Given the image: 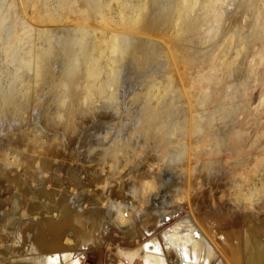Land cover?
Here are the masks:
<instances>
[{
	"label": "rangeland",
	"instance_id": "rangeland-1",
	"mask_svg": "<svg viewBox=\"0 0 264 264\" xmlns=\"http://www.w3.org/2000/svg\"><path fill=\"white\" fill-rule=\"evenodd\" d=\"M61 1L62 0H30L31 9L28 13H26L14 3V0H0V92H2L5 101L11 100L12 92L15 88L14 86L16 85V78L19 74L18 61H21L20 59L24 56L23 50L20 48L21 46H19L20 44L16 40V36L25 28H28V30L40 29L41 27L39 26L37 20L38 14H41L46 10L55 14L57 16V22L49 25V29L46 27L44 28L46 30H56V34L61 38L66 39L71 37V27H73L76 18L74 14L71 16L64 15L61 8ZM168 1L175 5L181 4V0ZM193 1L197 2L196 8L194 7L195 11L193 16H198L200 23L205 22V28H203L204 32H202L201 28L200 34L194 35L188 38V40H185L179 36V31L170 25L162 31H152V36L151 32H149L150 36H147L148 32H144L143 28V30L140 29L138 31L139 34L132 33L131 31L129 32L125 25L137 10L139 0H100L102 9H100L99 12L101 13L97 14V21L95 20V22H92L91 28H88L93 39H100V37H108L109 39L112 33H117L122 36L131 33L133 36L136 35L135 37L138 39H144L143 35H145V39L148 38L147 40L150 41L148 42V45L151 44L149 46H152L150 50L148 48L149 46L145 49L140 45L134 47L126 63L130 61L135 63L136 71L139 77L135 81H129V87L128 85L126 87L130 89L126 90L124 87L121 88L122 90L120 89L121 95H119L115 103H98V105L95 103L96 105H94L90 102L88 106L85 103H81V105H83L82 107H84L83 109L80 107L81 105H75V101L78 100L75 95L77 98L79 96L78 94H75L74 91V93H72L73 96L70 95L68 98L69 101L67 100V104L68 102L69 104L66 106L67 109L65 113H62L61 109H59L60 105L56 102H60L61 100H57L58 97H60V93L58 92L61 91L60 87L64 83L63 73L68 67V62H66V55L64 56L65 53L62 49L57 48L56 53H54V59L51 60L50 64L51 70H53L51 71V82L46 86L45 84L42 85L43 88L45 86L43 91L41 90L42 86L40 85V89L38 88V92H40V94L38 93L35 95L34 97L36 98L31 97L33 102L30 101L29 103L32 105L30 106L28 103L26 108L25 106L23 107V105L21 108V105L18 107L11 106L9 102V105L5 104V107H2L3 111L5 110L3 113H6L5 115L2 114L3 117L1 116V118H3V123H0V125H3L2 127L0 126V129L2 130L0 131V138L3 137V143L0 145V202H2L0 214H9L13 212L16 206L20 203L23 205L22 207L27 209L31 208L27 205L29 203L32 205L31 203H34V201V204L38 201L40 204H43L45 201L47 205L54 204L53 206L55 212H59L60 203L61 207L62 205H65L64 207H68V210L71 209L69 207L74 206L72 209L76 207V210H74V212L73 210H70L73 212V214L71 213L72 215H74V213L80 214L79 212L82 211L81 209L83 207L88 210H96V212L99 210L98 213H87V211L83 208V214L81 213L83 217L79 216L83 220L84 216L87 214L84 218L86 223L92 219L96 220L97 216H100V218L103 216V218L100 219V223H104L103 225L100 224L101 227L98 226L97 228V224H99L97 220L87 223L90 227H88V225L83 221L82 224L85 223L87 225H84L85 229L87 227L86 231L84 229V232L82 228L83 225L81 224L82 220L79 218L81 221H79L81 224H79L80 227L77 225L75 226L74 223L76 219L73 218L74 221L69 220V218H72V215L69 212L70 215L67 219L65 218V221H69H67L68 223L64 222L68 225L69 223H72L75 227L72 224V226H65L66 224L63 222L64 226L62 228H66V232L63 229L60 230L61 234L63 232L66 233V237H69L70 239L72 237L74 242L72 241L71 244L76 245L82 242H75L79 239L81 240V238H83V241H85L86 244L88 238L84 237V235L89 237L95 232V230L97 232L100 227L97 234L96 232V235L93 234L96 237L98 236V238H96L97 240L94 239V236L90 237V244L88 242L86 244V248L88 247L87 249H84L85 244L83 242V250L86 251V256L84 257L85 264H108L112 261L111 258L114 260V257L117 256L116 249L118 247L133 246L138 241L144 240V234L145 237H147L153 232H157L164 226L169 225V223H173L182 217L191 218V220L198 223L199 228L201 226L200 229H202L201 231L206 235V237L208 236V239H212L211 241H214L213 243L217 244L218 249H220L219 254L223 259V264H244L248 253L246 245L249 244L250 240L252 239L251 241L255 244H261L264 242V210L260 212L259 210L253 211V209L250 208H248L247 211L246 209L242 210L238 206L236 207L234 202L230 200L233 189L230 188L231 186L229 185L230 181L228 178L226 180L229 181V184L227 185L228 181H226L224 186L225 177L228 173L218 172L221 168V162L223 160H221V151H219L221 153L217 152L220 157L217 156L216 152H213L216 154L214 155L210 153L211 151H206L204 153V157L202 158L205 160H201V162H203L202 165L200 164L201 162L198 163L201 168L198 167V164H195V162L193 163L192 161V166L189 165V167H185L180 170L183 175L185 174L182 178V173H178L177 171L181 169V167L175 166L176 171H171L172 168H175L169 166V164L163 160L161 161V158L159 159V153L156 152V148L154 149L151 144L150 146L153 148L147 144L146 149H144V141L141 144L140 142L142 140L138 138V140H140L138 141L135 139L136 148L133 150L134 145L130 142L131 138L129 137V133L132 132L131 129H133V126L136 125L141 117V109L144 108V102H146L145 97L147 89L145 85L158 77L159 78L157 80H172L176 86V90L170 94L168 100L164 101L160 106L162 110L167 111L166 117L168 123L170 125H176L178 122V124L184 125L192 122L191 116H193V113L191 111V99L189 100L188 96L190 95L189 92L193 89V82L187 84V76L189 74L188 71H192L189 53L191 51H201L204 49L206 47L205 41H207V38H209L211 42H215L211 48H215L214 52L217 55L225 52L226 56L224 60L228 63L236 61L239 62L242 61L241 59L258 60L260 57H264V55H259V53H264V38L257 32L260 28H264V0ZM10 14L22 15V25L23 21H25L24 25L26 24L27 27L23 25L21 28H17V21H15L17 19H15V17L11 18L9 16ZM216 19H221L223 21L221 26L222 29L220 31V25L214 23ZM187 22L190 21L188 20ZM255 24H258L256 28L254 26ZM26 30L27 29H25V31ZM205 30L208 31L205 32ZM102 33L106 34L103 35ZM44 43V41H41L40 44L38 43L41 49L46 48V46H44L46 44ZM155 44L158 46L156 47ZM158 47L161 50V55L156 54L159 50ZM107 49L109 48L107 47ZM236 50L239 55L234 59V55L232 53ZM104 51L107 50L104 49ZM150 51L152 55L153 51L155 53V57L153 56L154 58L152 59H148L149 57H152L148 54ZM110 52H104L102 56L107 54L105 56L109 57L111 55ZM163 54L172 55L171 60L173 64H171V62L167 63L166 60H164ZM103 59L105 62L106 59ZM147 60L150 62V66H148ZM152 60L155 63L157 62V65L155 64L154 66H151L154 63H151ZM146 66H148V68ZM159 67L162 68L161 73L158 71L160 69ZM157 72L159 74H156ZM151 75H154L155 77ZM20 86L22 87L24 84ZM178 93H182L183 96ZM152 103L154 104V101ZM175 106H182L183 111L186 110L187 112L184 111L183 114L178 113V115H176L175 111L179 112V110H176ZM106 107L109 108L107 109ZM189 107L190 109H188ZM9 108L12 109V111L10 110L13 113L12 115L9 112ZM22 109H25V112H27L25 113L23 110V114ZM59 111L62 113H60L61 115H58ZM15 113L17 115H15ZM186 113L188 114L186 115ZM181 115H183L182 119L179 120ZM185 115L188 119L185 118ZM0 140H2V138ZM127 144H131L132 147L130 148ZM137 145L143 146L139 147ZM125 147L128 149L126 150ZM148 147L155 151H151L152 149L150 150ZM129 149L131 150L129 151ZM221 150L223 151V149ZM126 151L128 152L126 153ZM116 153H118V155ZM210 156L213 158L214 163L211 161L212 158ZM209 160L211 163H208ZM177 173L180 174V177H178L179 179H177ZM147 184H151L150 190L148 191L145 189L146 187L149 188ZM145 185L146 187H144ZM140 188L142 191L143 188L144 191L146 190L145 192H147V194L142 192V196H145L143 198L146 199H143L141 198V195H138L141 193ZM67 189H70L71 191ZM45 191L47 195H51L50 198L47 196L49 201L46 197H43L45 201L42 200V192ZM39 194H41V196ZM135 195H138L139 198ZM65 196L67 198H63ZM258 196L262 195L259 194ZM28 198L29 200H27ZM50 199L52 201H50ZM63 201L68 202L67 205L69 206H67ZM71 201L73 204H71ZM83 201L85 203H83ZM79 203L84 206L81 208ZM86 203L87 205H85ZM145 206H149V209H146ZM262 206L264 207V204H262ZM135 207L137 210H135ZM38 211L40 210L38 209ZM128 213H131V215ZM120 214L125 218L123 222L119 219ZM137 214H139V216H137ZM55 217L58 218V213H55ZM128 217L129 219L131 217L132 222L129 221ZM148 217H157L156 219H158L159 222L157 223L156 228L154 227V230L152 229L151 232H145L144 229H141L142 227L136 228L131 226H136L137 224L135 223L140 221H142L143 224ZM135 218L139 220H136ZM115 219H118L116 220L117 223H114ZM214 220H216V222ZM105 221L109 222L110 225L105 223ZM133 221H135V223ZM79 222L76 223L78 224ZM95 222L97 224H95ZM90 223H93V228ZM140 223H138V225H140ZM129 224L130 227L128 228H131L130 231L127 229ZM105 225L109 226L104 227ZM71 227H73V229ZM77 227L80 229L75 236L72 231ZM67 228H71L70 231L73 235H70V232L68 233ZM234 229H238V231L241 230V232L239 233ZM90 230H92V232ZM113 231H116V234ZM74 232L76 233V231ZM243 232H245L244 235H241ZM248 232L250 236L254 235L252 237L255 238L250 237L248 238L250 240L247 241L246 236H249ZM79 233L82 236L80 235L81 238L79 236L76 239L75 237H77ZM105 233L107 236H105ZM250 233L253 234L251 235ZM227 236L228 238H226ZM236 236L237 240H235ZM240 236L241 238L242 236L246 237L244 239L247 242L244 239H241ZM130 237L132 238L129 240ZM259 238L261 239L259 240ZM224 239H229L228 242L235 244L234 246H236V248L240 247L241 244L242 247H240L241 249L239 248L240 251L242 250L240 252V257L241 260L245 257L244 260L238 262L237 258L234 257L231 251L221 246ZM240 239L242 243L241 241H238ZM219 241L222 242L220 243ZM244 241L247 244H245ZM228 252H230L229 255ZM136 263L138 264V261Z\"/></svg>",
	"mask_w": 264,
	"mask_h": 264
},
{
	"label": "bare ground",
	"instance_id": "bare-ground-1",
	"mask_svg": "<svg viewBox=\"0 0 264 264\" xmlns=\"http://www.w3.org/2000/svg\"><path fill=\"white\" fill-rule=\"evenodd\" d=\"M14 3L18 5L22 11L26 13H28L31 9L30 0H14ZM196 6H197V2H194L193 0H181L180 5L172 4L168 0H139V4L137 5V10L132 15L131 19L126 22L125 26L129 32L131 31L132 33L135 34H139L138 31L143 28L144 32L145 31L148 32V33L146 32L147 36L149 35V32H151V36H152L153 33L152 31L159 32L170 25L179 31V36L182 37V39L188 40V38L200 34L201 28H202V32H204L203 28H205L204 26L205 22L200 23L198 20V16H193ZM61 8L65 16H71L73 14L75 15L76 20L73 24V27H71L72 28L71 37L66 39L61 38L56 34V30L54 29L46 30L44 28L46 27L49 29V25L57 22V16L47 10L37 15V20L39 26L41 27L40 29L28 30V28H25L27 29L25 31L23 27L24 30H22L21 32L22 34L20 33L16 36V40L20 44L18 45L21 46L20 48L23 50L24 56L22 57V59H20L21 61H18L19 74L17 75L16 78V82H15L16 85L14 86L15 88L13 87L14 90L12 92L11 100L5 101L2 92H0V123H3L2 122L3 118H1V116L3 117V115H5L6 113V112L3 113L5 111V110L3 111L5 104L9 105L10 102L11 106L18 107L19 105H21L22 108L23 105V107L25 106L26 108V105L30 101L33 102L32 101L33 99L31 100V97H34L38 93L40 94V92H38V90L40 89V85L42 86L43 84H45L46 86L48 83L51 82V71L53 70H51L50 64H51V60L54 59V55H55L54 53H56L57 48L62 49V51L65 53L64 56L66 55L65 57V59L67 60L66 62H68V64L66 63L68 67L64 72L65 75L63 73L64 83L60 87L61 91L59 90L60 92H58L60 93L61 98L58 97L57 100L58 101L60 99L61 100L60 102H56L58 103V105H60L59 106L60 108L59 107L58 108L61 109L62 113L63 112L65 113L67 109L66 106L69 104V102L67 104V100L69 101L68 98L70 97V95L73 96L72 93H74V91L75 94H78L79 96L77 98V96L75 95L76 99H78V100L75 99L76 100L75 105L77 106L81 105V103L82 104L85 103L88 106L90 102H92L91 104L94 105L96 104L98 105V103H102V104L115 103L119 95H121L120 94L122 90L121 88L124 87V89L126 90L130 89L128 88L129 81L130 82L135 81L139 77L136 71L135 63L132 61L126 63V61L130 57L134 47L140 45L145 49L149 45H151V44L148 45V42L150 41L147 40L148 38L145 39V35L142 34L144 39H140V38L138 39L137 37H135L136 35L133 36V34L131 35V33L124 36L119 35L117 33H112L111 37L109 36L110 37L109 39L108 37H102V38L100 37V39L99 38L93 39L92 34L90 33V30L88 28H91L92 22H95V20L97 21L96 19L97 14L101 13L99 12L100 9H102L100 0H62ZM9 16L11 18L15 17V19H17L15 20L17 21V25H16L17 28L19 27L21 28L24 25L25 21H23V25L21 21L22 15L10 14ZM188 20L190 22H187ZM214 23L220 25L219 27V31H220L222 29L221 26L223 24V21L221 19H216ZM24 26H26V24ZM254 26L256 28L258 24H255ZM207 31L208 30H205V32ZM257 32L258 34L262 35V37L264 38V28H260V30H257ZM206 40H207L205 41L206 47L204 49H202L201 51H191L189 53L191 58L190 65L192 67V71L190 70L188 71L189 74L187 76L188 77L187 84L193 82V89L191 92H189L190 95L188 96L189 100L191 99L190 100L192 107L191 111L193 113L192 114L193 116H191L192 122L184 125L178 124V122L176 125L174 124L170 125L168 123L166 117L167 111L162 110L160 106L164 101L168 100L170 94H172L176 90V86L174 85V81L172 80H168V81H165L164 79L157 80L159 77L157 79L155 78L154 80H152L153 78L151 76L154 75H151L150 77L152 79L149 80L152 81L148 82L145 85L147 89V91L145 90L146 102L143 101L145 105L144 108L141 109L142 110L141 117L139 118L136 125L133 126V129H131L132 132L129 131L131 132L129 133L130 134L129 137L131 138L130 139L131 141L129 139L128 140L132 143V145H134L133 150L134 148H136L135 139L138 140V138H140L142 140L140 142L141 144L144 141L143 144L145 145L144 149H146L147 144L148 146H150L151 144L154 147V149L156 148L155 149L157 150L156 152L159 153L158 154L160 155L159 159L161 158V161L163 160L164 162L169 164V166L175 168V169L172 168L171 171L172 170L176 171L175 166L181 167V169L177 170L178 173H182L180 172V170H182V168L189 167L192 161L193 163L195 162V164L201 162V160H203L202 158L204 157V153L206 151L209 152L211 151L210 153L214 155L216 154L213 152L217 153L221 151L222 152L221 160L222 159L223 160L221 162V168L220 170L218 169L219 170L218 172L228 173V175H226L225 177L224 186L226 184V181L229 180L230 184L228 181L227 185L229 184L231 186L229 187L233 189L232 197L230 198V200L234 202L236 207L238 206L242 210L246 209L247 211V209L250 208L253 209V211L259 210L260 212L264 210V207L262 206V204H264V57L263 58L260 57V59L258 60L241 59L242 61L239 62L231 61L232 63H228L224 60L226 56L225 52L217 55L214 52L215 48H211L215 44V42H211L209 38H207ZM41 41L45 42L44 44L46 45L44 46H46V48L41 49L39 47ZM155 46L157 47L158 45L155 44ZM107 47L110 50L107 49ZM151 47L150 46L148 47L149 50L151 49ZM104 49L107 51H104ZM108 50L109 52L111 51L110 52L111 55L109 57L105 56L107 54L102 56L104 52L109 53ZM159 50L156 53L157 55H161V50L160 51ZM151 51L148 54H150L152 57H149L148 59H152L155 57L154 51L152 52L153 55L151 54ZM232 54L234 55V59L237 58L239 55L237 53V50L234 51ZM259 55L262 56L264 55V53H259ZM171 56L172 55L170 54L168 55L163 54L164 60H166L167 63L171 62V64H173L171 60L172 58ZM103 58L106 59L105 62L103 61L104 60ZM100 60H102L103 62ZM153 62L154 61L152 60L151 63ZM149 63L150 62L147 63L148 66H150ZM156 63L154 62L151 66H154ZM148 66L146 67L148 68ZM160 69L157 70L160 71L161 73L162 68ZM156 74L159 73L157 72ZM22 84H24V86L21 87L20 85ZM127 85L128 87H126ZM44 88L42 86L41 90L43 91ZM180 95L183 96L182 93ZM153 101L155 106L152 103ZM29 105L31 106L32 104L29 103ZM82 106L83 105H81L80 107ZM82 108L84 109V107ZM175 109L179 110V112L175 111L176 115H178V113L183 114L184 111H186V110L183 111L182 106L181 107L175 106ZM188 109H190V107ZM10 110L12 111V109L9 108V112L12 115L13 113ZM23 110L25 112V109H22V113L24 114ZM89 110L91 111L90 108ZM16 113L15 115H17ZM60 113L61 112L59 111V114L58 113L57 114L61 115L62 113L61 114ZM187 114L188 113H186V115ZM186 115L185 118L188 119ZM182 116L183 115H181V118H179V120L182 119ZM0 126L2 127L3 125L1 124ZM0 131L2 130L0 129ZM1 138L2 140H0L1 143L0 145H2L3 143L2 142L3 137ZM137 146L141 147L140 145ZM129 147L130 148L132 147L131 144L129 145ZM150 147H148V149ZM152 148H150V150ZM127 149L128 148H126V150ZM221 149H223V151ZM130 150L131 149H129V151ZM155 150L152 149L151 151H155ZM127 152L128 151H126V153ZM219 153H217V156L220 157ZM116 154L118 155V153ZM210 160L208 161V163L210 162ZM211 161L212 162L214 161L213 158ZM202 163L203 162H201L200 164L202 165ZM198 167L201 168L199 164ZM178 175H177V179H179L178 177H180V174ZM184 175L182 173L181 177L183 178ZM227 178L228 180H226ZM147 186H149V188L146 187V185L144 187H146L145 189L148 191L150 190L151 184H147ZM140 191L141 193L138 195H141V198L145 197L142 196L143 195L142 192H145L144 188L143 191L140 188ZM145 193L147 194V192ZM259 194H261L262 196H258ZM39 195L41 196V194ZM138 195L135 196L138 197ZM47 196L48 198H50L51 195L49 194L47 195L46 191L42 192L41 197L43 201H45L43 197H46L47 199ZM63 198H67V197L65 196ZM27 200H29V198ZM47 200L49 201V199ZM50 201L52 200L50 199ZM34 203H31L32 205H30L29 203L27 206H30L31 208L28 209L22 207L23 205H21L20 203L19 205L16 206L13 212L9 214H0V231H1L0 232V238H1L0 264H85L84 257L86 256L85 255L86 251L83 250L85 241H83V238H81L82 235L80 233L82 232H80L77 235V237H75L77 239L81 235L80 236L81 240L79 239L78 241L75 242L79 243V241L80 242L82 241L81 243L76 245L71 244V242L73 241L72 237L71 240L69 237H66L67 236L66 233L63 232L61 234L60 232V230L66 229V228L65 229L62 228L64 226L63 222L65 221V218L67 219L71 213L73 214L74 210H76V207L74 209H72V207L74 206L69 207L71 209L68 210V207L66 208L64 207L65 205H62L61 207V203H60V210H59L60 213H59V212H55L53 206L54 204L47 205L46 201L43 202V204H40L39 201L36 202V204ZM64 203H66L67 205L68 202H64ZM83 203L85 202L83 201ZM1 204L2 202H0V210H1ZM71 204H73V202ZM85 205H87V203ZM80 206L82 208V206L84 205L80 204ZM148 207H146V209ZM83 208L81 209L82 211ZM38 209L40 211H38ZM70 210L71 211L73 210V212H71ZM84 210L87 211V213L96 212V210L93 211L92 209L88 210L84 208ZM135 210H137L136 207ZM82 211L79 212L80 214L78 213L77 214L74 213V215L71 214L72 218L71 219L69 218V220L71 221L73 220V218L76 219L74 223L75 226L76 225L79 226L81 222L79 218L81 219V217H83ZM98 211L96 213H98ZM55 213L56 214L58 213V218L55 217ZM128 214L131 215V213ZM122 215L121 214L119 215V219L120 221L123 222L125 218ZM137 216H139V214H137ZM84 218L83 220L81 219L82 220L81 224L83 223ZM97 218L96 220L99 222V224H97L96 222L95 224H97V228H98L100 224L103 225L104 223H100V219H102L103 216L102 218H100V216H97ZM156 218L157 217L154 218L148 217L143 224L142 221H140L141 223L138 222L140 223V225H138V223H135V221H133L138 226L137 225L136 226L131 225V226L136 228L142 227L141 229L142 230L144 229L145 232L148 233L151 232V230L154 227L156 228L157 223H159L158 219ZM96 220L92 219L87 223L94 222ZM116 220L118 219H115L114 223H117ZM129 221H131V217ZM214 221L216 222V220ZM76 222L79 223L77 224ZM67 223H65L66 224L65 226L68 225ZM85 223L82 224L83 227L81 226L83 228V231L85 229L84 228L85 226L88 225V227H90L89 224L86 223L87 224L86 225ZM105 223L109 224V222L107 221H105ZM71 224L72 223H69L70 226L73 225ZM92 225L93 223L91 224V227ZM109 225H105L104 227ZM128 227H130V224L129 226H127V229H129L130 231L131 228ZM71 228L73 229V227ZM71 228L69 229L67 228L68 233L69 232L71 233L70 231ZM200 228H199V224L191 220V218L189 219L182 217L180 219H177L173 223H169V225L164 226L157 232H153L151 235L147 237H145L144 234L143 237L144 240L138 241L133 246L118 247L116 249L117 256L114 257V260L113 258H111L112 261L108 264H137L136 263L137 261L138 264H223V259L219 254L220 249H218L217 244L216 243L214 244L213 243L214 241H211L212 239L211 240L210 238L208 239L207 238L208 236L206 237V235L201 231L202 229ZM79 229L80 228L77 227L72 231V233H74L76 236ZM99 230H97V232ZM236 230L239 233L241 232V230L240 231H238V229ZM74 231H76V233ZM90 231L92 232V230ZM116 231L113 232L116 234ZM95 232L92 233L90 236L86 234L89 237L84 235V237L88 238L86 244L87 242L89 243L90 237H93L94 235L97 234V232L96 234ZM72 233L70 235H73ZM244 233L245 232H243V234L241 235H244ZM63 234L66 238L63 236ZM250 234L252 235L253 233ZM105 236H107V234ZM252 236L250 235L246 236L247 238L243 236L241 238L240 236V238L241 239L246 238L247 241H249L250 239L248 238L250 237L255 238ZM94 237H95L94 239L98 238V236L97 237L94 236ZM131 238L132 237H130L129 240ZM226 238H228V236ZM241 239L238 241H241ZM260 239L261 238H259V240ZM228 240L224 239L223 242L221 241L222 242L221 246L231 251L234 257L237 258L238 262L244 260L245 257L242 258V260L240 257L241 256L240 252L242 251V250L240 251L241 249L240 247H242L240 242H239L240 247L236 248V246H234L235 244L229 243ZM235 240H237V236ZM251 240L249 244L246 243L247 242L246 240H245L246 242L244 241L245 244H247L246 248L248 252L244 264H264V242L261 244H255ZM86 244L84 249L88 248V247L86 248ZM229 254L230 252H228V255Z\"/></svg>",
	"mask_w": 264,
	"mask_h": 264
}]
</instances>
